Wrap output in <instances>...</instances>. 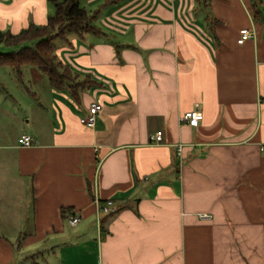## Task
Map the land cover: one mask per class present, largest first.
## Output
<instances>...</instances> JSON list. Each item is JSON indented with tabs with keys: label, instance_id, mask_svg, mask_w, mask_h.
I'll return each mask as SVG.
<instances>
[{
	"label": "crops",
	"instance_id": "1",
	"mask_svg": "<svg viewBox=\"0 0 264 264\" xmlns=\"http://www.w3.org/2000/svg\"><path fill=\"white\" fill-rule=\"evenodd\" d=\"M80 4L99 33L56 51L83 88H54L32 67L43 93L0 91V264H264V13L251 0ZM54 11L0 0V30ZM196 105L199 125L182 123ZM22 134L37 142L19 145ZM12 235H24L16 248Z\"/></svg>",
	"mask_w": 264,
	"mask_h": 264
},
{
	"label": "trees",
	"instance_id": "2",
	"mask_svg": "<svg viewBox=\"0 0 264 264\" xmlns=\"http://www.w3.org/2000/svg\"><path fill=\"white\" fill-rule=\"evenodd\" d=\"M54 5V13L48 16L42 25L31 23L17 33L0 30V44L16 47V50L0 52V66H9L22 80V68L31 66L43 72L50 85L57 89H69L77 94L84 86L85 80L58 59L56 38L68 40L69 34L83 37L87 33H99L96 25L97 13L80 4V0H49ZM206 2L207 0H199ZM256 18L263 17L259 8L262 0H251ZM0 86H2L0 82ZM72 209H63L67 216Z\"/></svg>",
	"mask_w": 264,
	"mask_h": 264
},
{
	"label": "built area",
	"instance_id": "3",
	"mask_svg": "<svg viewBox=\"0 0 264 264\" xmlns=\"http://www.w3.org/2000/svg\"><path fill=\"white\" fill-rule=\"evenodd\" d=\"M1 1H8V0H1ZM252 36H253V32H251L249 29L247 28L241 29L240 36L237 42L239 44H242L246 40L251 38ZM101 109H102V104L99 101L91 103V105L89 106V113L86 117H82L80 119L81 123H83L84 125L88 127H93L96 123L97 115L101 111ZM202 119H203V113L202 111L199 110L198 105H196L193 109L185 112L184 114L180 116V121L182 123H186L191 126H198ZM36 142L37 140L35 139V137H33L30 134H22L18 138V143L21 146H32ZM150 142L154 144L162 143L163 142V132L159 130L155 132L154 134H152L150 136ZM176 147H177V154L181 155L182 150H183V143H180V142L177 143ZM112 207H113L112 200H108L105 205L99 204L98 215L102 213H110L111 211H113ZM200 217L202 219H210L211 215L203 213V214H200ZM67 220L71 226H75L79 223L80 217L75 213H69L67 215Z\"/></svg>",
	"mask_w": 264,
	"mask_h": 264
},
{
	"label": "rangeland",
	"instance_id": "4",
	"mask_svg": "<svg viewBox=\"0 0 264 264\" xmlns=\"http://www.w3.org/2000/svg\"><path fill=\"white\" fill-rule=\"evenodd\" d=\"M73 36H75V34H69L68 38L73 37ZM54 43L58 47L60 44L66 43V41L62 38H56L54 40ZM16 49L17 48L13 46H6L5 44H0V52H9V51H13ZM56 54H58L57 51H56ZM58 59L60 60V58ZM35 69L43 77L44 83L47 84V81H48L47 76L43 72H41L39 69L37 68ZM31 71H32L31 66H25L24 68H22V80H20L17 77L16 71L13 68L9 66H0V82L3 85V87L0 86V91L6 90L9 93L8 97H11L12 94L19 96L21 93H23V95H26L30 99V96L27 94L25 90V85H30V88H35L36 90H39L40 93H43L44 91L42 90V87H41V84L43 83V81L40 80L39 78H35L34 80V77ZM12 236H15L12 238V241H13L14 247L16 248L21 242L22 238H24V235H12ZM18 237H20L21 239H18ZM15 255H18L17 252L15 253ZM16 259L17 258H14V260ZM14 264H22V262L19 261ZM25 264H30V260L29 262Z\"/></svg>",
	"mask_w": 264,
	"mask_h": 264
}]
</instances>
